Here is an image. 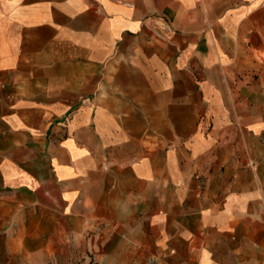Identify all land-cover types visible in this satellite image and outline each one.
I'll return each instance as SVG.
<instances>
[{"label":"crops","instance_id":"obj_1","mask_svg":"<svg viewBox=\"0 0 264 264\" xmlns=\"http://www.w3.org/2000/svg\"><path fill=\"white\" fill-rule=\"evenodd\" d=\"M57 251L264 264V0H0V253Z\"/></svg>","mask_w":264,"mask_h":264},{"label":"rangeland","instance_id":"obj_2","mask_svg":"<svg viewBox=\"0 0 264 264\" xmlns=\"http://www.w3.org/2000/svg\"><path fill=\"white\" fill-rule=\"evenodd\" d=\"M24 254H6V253H0V264H27L24 257ZM43 255V254H40ZM52 261H50L47 264H66L65 256L66 254L61 252H55L50 254ZM92 257V254L86 253L84 254V257H82V263L78 262L77 264H107L104 261L100 262H92L90 261V258ZM87 260V262H85ZM75 264V263H71ZM115 264H143V263H129L125 260V255L123 253H120L116 255V263Z\"/></svg>","mask_w":264,"mask_h":264},{"label":"built area","instance_id":"obj_3","mask_svg":"<svg viewBox=\"0 0 264 264\" xmlns=\"http://www.w3.org/2000/svg\"><path fill=\"white\" fill-rule=\"evenodd\" d=\"M145 264H152V261L151 260L147 261Z\"/></svg>","mask_w":264,"mask_h":264}]
</instances>
